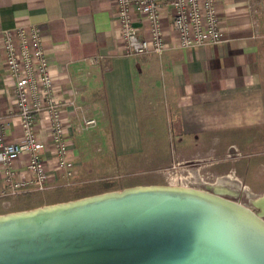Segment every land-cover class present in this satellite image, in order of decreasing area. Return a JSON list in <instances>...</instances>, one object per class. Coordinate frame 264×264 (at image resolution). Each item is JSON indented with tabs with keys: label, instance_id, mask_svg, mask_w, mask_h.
Returning <instances> with one entry per match:
<instances>
[{
	"label": "crops",
	"instance_id": "obj_1",
	"mask_svg": "<svg viewBox=\"0 0 264 264\" xmlns=\"http://www.w3.org/2000/svg\"><path fill=\"white\" fill-rule=\"evenodd\" d=\"M216 6L222 33L218 45L127 57L118 40L114 0H0V116L8 142L20 135L1 42L6 32L34 27L72 120L68 140L75 141V122L99 118L102 132L110 136L102 158L106 172L121 175L140 168V154L170 149L169 130L176 154L191 143L207 152L264 146V0H216ZM162 24L171 35L170 20ZM135 26L143 35L141 23L136 20ZM34 131L51 170L47 117L36 121ZM167 162L168 157L158 169ZM57 181L51 178L47 190ZM3 191L0 166V215L23 210L26 203H19L17 195L2 196ZM28 193L37 192L22 194Z\"/></svg>",
	"mask_w": 264,
	"mask_h": 264
},
{
	"label": "water",
	"instance_id": "obj_2",
	"mask_svg": "<svg viewBox=\"0 0 264 264\" xmlns=\"http://www.w3.org/2000/svg\"><path fill=\"white\" fill-rule=\"evenodd\" d=\"M0 264H264V220L202 189L134 186L0 215Z\"/></svg>",
	"mask_w": 264,
	"mask_h": 264
},
{
	"label": "built area",
	"instance_id": "obj_3",
	"mask_svg": "<svg viewBox=\"0 0 264 264\" xmlns=\"http://www.w3.org/2000/svg\"><path fill=\"white\" fill-rule=\"evenodd\" d=\"M114 20L124 56L160 55L175 47L192 49L221 42V16L216 0H114ZM169 19L171 35L166 36L162 20ZM144 27L143 35L135 26ZM3 62L15 88V117L20 139L8 142L0 116V166L2 196H16L30 190L42 193L54 178L53 171L69 179L74 165L70 159L65 100L54 86L43 37L34 27L18 28L3 34ZM40 117L50 124L49 140L54 165L51 170L42 159L44 146L34 131ZM93 118H82L80 126L91 129ZM183 162H174L167 174L169 185L196 187L203 180L192 174ZM185 166V168L183 167ZM199 181V182H198Z\"/></svg>",
	"mask_w": 264,
	"mask_h": 264
},
{
	"label": "rangeland",
	"instance_id": "obj_4",
	"mask_svg": "<svg viewBox=\"0 0 264 264\" xmlns=\"http://www.w3.org/2000/svg\"><path fill=\"white\" fill-rule=\"evenodd\" d=\"M93 119L96 120V125L88 130L83 129L80 126L81 119L75 122V141L73 143V141L68 140L71 161L76 164L73 171V177L66 179L68 180L67 182L61 181L60 177L62 176L55 173L54 169H52L54 180H59V183L58 181L56 183L59 185L55 186L56 188L54 189L46 190L42 193L17 195L16 197L20 198L16 199L19 203H26L21 205L23 207V210L21 211L73 201L104 192L120 191L134 186L169 185L166 177L167 174H169V171H171L172 164L176 161L185 164L187 162L188 169L191 170L192 174L197 178L196 180H200L199 178H201L203 181H208L212 184H224L229 190L236 188L235 185H233L234 183L232 181H226V179L220 180L219 178L221 175L225 174L227 170L229 171L231 168L237 167L240 174H242L241 181L243 182V185L247 187L251 193L260 194L264 191V167L260 166V164H263V161L257 156H253L256 155V153L262 152L263 148L261 146L250 148V150H243V154L252 155L251 159L249 161L240 160L232 165L230 162L222 163L223 159L228 160L227 157H225L227 152H223L220 149L215 151L209 150L207 152L205 151V148L196 147L195 143H191L190 146L188 145L182 149L180 153L177 152L176 154L175 151H173L175 144L174 136L172 135V131L170 133V130L168 138L170 149L166 148L165 150V147H160L158 153L153 152L152 150L140 154L138 156L142 159V162H140L141 165H139L140 168L133 167L132 170L128 168V170L121 175L118 173H108L106 172L107 169L104 167L102 158L104 155V147L110 143V136L108 133L104 135L102 132L100 125L101 122L98 120L99 118L97 119L95 117ZM71 123L72 120H70V115H68L67 126L69 127ZM244 137H242V139ZM178 140L180 139L178 138ZM167 157L168 162L165 165V169H158L160 166L159 164ZM153 167L157 168H154L153 170L149 169ZM183 167L185 168V166ZM161 177L162 179L159 180ZM202 182H199L198 185L195 186H198L197 188L200 189L202 187ZM24 196L26 197L23 198Z\"/></svg>",
	"mask_w": 264,
	"mask_h": 264
},
{
	"label": "flooded vegetation",
	"instance_id": "obj_5",
	"mask_svg": "<svg viewBox=\"0 0 264 264\" xmlns=\"http://www.w3.org/2000/svg\"><path fill=\"white\" fill-rule=\"evenodd\" d=\"M260 147V146H259ZM263 148L262 152L256 153V155L259 159H262V163L260 166L264 167V146H261ZM252 155H246L243 154V150L230 148L225 155L228 160L222 161V163L230 162L232 165L233 163L236 164L238 161H249L251 159ZM236 166V165H235ZM205 176V175H204ZM202 176V177H204ZM242 174L238 171L237 167L231 168L229 171L227 170L225 174L221 175L219 178L220 180L226 179V181H232L236 188H233L232 190H229L224 184L218 185L217 183H210L203 181L201 184L202 190H205L207 192L211 193H217L218 195L222 196L225 199L234 201L250 211H252L254 214L261 217L262 220H264V191L260 194H253L249 191L247 187L243 185V182L241 181ZM205 178V177H204ZM207 179V178H206ZM198 186L194 187L197 188Z\"/></svg>",
	"mask_w": 264,
	"mask_h": 264
}]
</instances>
